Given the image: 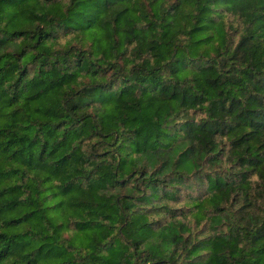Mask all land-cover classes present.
I'll return each instance as SVG.
<instances>
[{
  "label": "trees",
  "instance_id": "1",
  "mask_svg": "<svg viewBox=\"0 0 264 264\" xmlns=\"http://www.w3.org/2000/svg\"><path fill=\"white\" fill-rule=\"evenodd\" d=\"M254 78L264 0H0V264H264Z\"/></svg>",
  "mask_w": 264,
  "mask_h": 264
},
{
  "label": "rangeland",
  "instance_id": "2",
  "mask_svg": "<svg viewBox=\"0 0 264 264\" xmlns=\"http://www.w3.org/2000/svg\"><path fill=\"white\" fill-rule=\"evenodd\" d=\"M249 88H250V90L253 92V93H255L258 97H259V99H260V101H262L263 99H264V82L263 81H261L260 79H258V78H254L253 79V83L250 85V86H248ZM194 193H196V191H194ZM193 193V194H194ZM189 200V199H188ZM169 203L170 204H177L178 206H183V207H185V208H187V205H185V204H187V200H184V199H182L181 201H179V202H176V201H169ZM153 208V207H152ZM151 208V209H152ZM248 208L249 209H253V210H255V211H258V212H262L263 211V209H264V204L262 203V198L260 199V201L259 202H254L252 205H249L248 206ZM247 210V209H246ZM151 212V211H150ZM151 213H153V212H151ZM173 213H176V211L175 212H173ZM172 213V214H173ZM166 215H167V213H165V212H162V211H159V214H158V218H160V219H163V218H165L166 217ZM157 218V217H156ZM193 220H191V222H192ZM193 225V227L195 226V224H192ZM199 231H195V233H198Z\"/></svg>",
  "mask_w": 264,
  "mask_h": 264
}]
</instances>
